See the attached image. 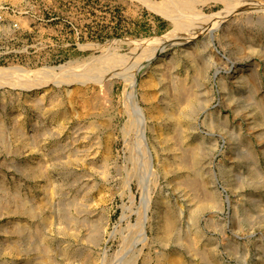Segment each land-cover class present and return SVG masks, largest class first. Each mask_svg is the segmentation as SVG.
<instances>
[{
	"label": "rangeland",
	"instance_id": "1",
	"mask_svg": "<svg viewBox=\"0 0 264 264\" xmlns=\"http://www.w3.org/2000/svg\"><path fill=\"white\" fill-rule=\"evenodd\" d=\"M182 1L0 0V264H264V0Z\"/></svg>",
	"mask_w": 264,
	"mask_h": 264
},
{
	"label": "bare ground",
	"instance_id": "2",
	"mask_svg": "<svg viewBox=\"0 0 264 264\" xmlns=\"http://www.w3.org/2000/svg\"><path fill=\"white\" fill-rule=\"evenodd\" d=\"M165 1H167V0H165ZM169 1V0H168ZM231 2V1H230ZM174 4H175V7L177 8L178 7V9L179 8H183V9H187V10H190L191 8H193L192 7V3L191 2H189V1H182V2H179V3H177V2H173ZM173 3H171V4H173ZM148 4H150L149 3V1H148ZM228 6H230V5H228ZM167 7V6H166ZM170 7V6H169ZM172 7V6H171ZM162 10V9H161ZM169 10H171L170 8H169ZM180 10V9H179ZM181 11V10H180ZM183 11V10H182ZM181 14V13H180ZM194 15V14H193ZM194 17V16H193ZM188 18V17H187ZM207 19V18H206ZM176 21V20H175ZM178 21H176V23H177ZM185 22V21H184ZM180 23V22H179ZM183 23V22H182ZM181 24V23H180ZM252 34V33H251ZM230 36V35H229ZM246 37V36H245ZM252 38V37H251ZM242 42V41H241ZM256 45V44H255ZM263 48V47H262ZM177 63V62H176ZM199 70V69H198ZM56 73V72H55ZM201 74V73H200ZM250 80V79H249ZM138 81V80H137ZM132 82H133V84L135 85V82H136V80H132ZM202 82V81H201ZM253 83V82H252ZM145 84V83H144ZM149 84H151V82H149ZM134 85L132 86V87H134ZM145 86H147V85H145ZM183 86V85H182ZM184 88V87H183ZM132 89V88H131ZM134 89V88H133ZM132 92H133V90H132ZM188 95V94H187ZM136 96V95H135ZM153 96V95H152ZM181 97L183 96V95H180ZM149 97V96H148ZM169 97V96H168ZM178 97V96H177ZM185 98V97H184ZM176 99V98H175ZM194 100V97H192L191 98V101H190V103L192 102ZM180 101V100H179ZM181 102V101H180ZM183 102H185V101H183ZM193 103V102H192ZM136 105V104H135ZM180 105V104H179ZM188 107H190V106H188ZM201 107V106H200ZM155 108V107H154ZM202 108V107H201ZM180 109V108H179ZM186 109V108H185ZM132 109L130 108V111H131ZM262 110V109H261ZM137 112V111H136ZM167 112V111H166ZM166 112H164L162 109H155L154 110V112H153V114L154 115H158V116H167V115H170V117L172 118V117H175L176 119V121H179V117L177 118L176 116H178V113L177 112H170V113H166ZM135 115V114H134ZM182 115V114H181ZM184 115H185V113H184ZM153 116V115H152ZM165 116V117H166ZM183 118V117H182ZM187 118V117H186ZM166 119H168V118H166ZM186 122V121H185ZM256 123V122H255ZM190 128V127H189ZM184 129V128H183ZM175 135V134H174ZM171 142V141H170ZM178 142V141H177ZM184 142V141H183ZM170 145V144H169ZM180 145V144H179ZM202 145V144H201ZM200 145V146H201ZM180 147V146H179ZM182 148V147H181ZM183 149V148H182ZM194 153V152H193ZM195 154H196V152H195ZM194 159V158H193ZM194 161V160H193ZM197 162V161H196ZM190 163H191V161H190ZM189 163V164H190ZM192 164V163H191ZM190 164V165H191ZM188 165V164H187ZM193 165V164H192ZM198 165V164H197ZM194 166V165H193ZM193 168V167H192ZM194 169V168H193ZM171 171V170H170ZM180 185V184H179ZM198 185H200V183H198ZM204 187V186H203ZM205 190V189H204ZM201 207V206H200ZM160 208V207H159ZM166 210V209H165ZM196 211H197V209H196ZM195 211V212H196ZM63 213V212H62ZM65 214V213H64ZM166 220V225H165V228H164V235H165V237H169L172 233H173V230H174V228H175V225H176V223H177V218H176V214L175 213H171L169 216H167V218L165 219ZM163 222V221H162ZM193 224V223H192ZM176 231V230H175ZM174 231V232H175ZM176 233V232H175ZM200 236V235H199ZM181 238V237H180ZM171 239V238H170ZM167 240V239H166ZM169 240V239H168ZM176 240V239H175ZM183 240V239H182ZM196 246V245H195ZM198 251V250H197ZM165 254V253H164ZM204 254V253H203ZM212 255V254H211ZM208 256V255H207ZM167 257V256H166ZM166 257H164V258H166ZM175 257V256H174ZM171 257L172 259H170L169 260V262L171 263V262H173V264H184L182 261H180L179 259H177V257ZM169 258H167L166 260H168ZM183 259V258H182ZM204 259V258H203ZM161 260V259H160ZM165 260V259H164ZM164 260L162 261V262H164ZM210 261V260H209ZM169 263V264H170Z\"/></svg>",
	"mask_w": 264,
	"mask_h": 264
}]
</instances>
